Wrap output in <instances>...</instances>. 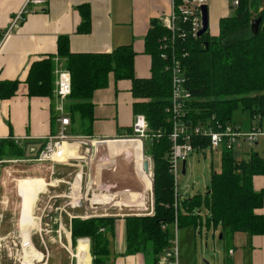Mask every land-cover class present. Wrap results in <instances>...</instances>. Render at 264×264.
Listing matches in <instances>:
<instances>
[{"label": "crops", "instance_id": "obj_1", "mask_svg": "<svg viewBox=\"0 0 264 264\" xmlns=\"http://www.w3.org/2000/svg\"><path fill=\"white\" fill-rule=\"evenodd\" d=\"M25 2L26 0H0V81H20L14 95L8 98H0V143L13 141L23 151V155H4L0 159V228L4 223H15L16 232L19 233V236L24 235L23 243L25 246L29 240L26 236L33 233L56 232L60 238L62 233H65L67 238L64 246L69 248L74 246L72 240L74 218H89L84 217L89 210H92V203H89L91 197L89 196L94 194L98 201L108 197L107 195L114 193L115 190V193L121 192L118 194L117 202H122L127 207L132 204H144L147 190L153 189L155 162L151 155L145 154L146 157L144 155L146 153L145 141L149 142V140L142 142L144 153L133 142L130 144L124 141H114L108 142L107 146L96 147V140H105L101 141L104 143L108 140L121 139L128 136L127 129H132L136 115L132 80H116L111 73L108 86L95 91L92 98L94 106L92 133L86 134L80 114L71 113L69 97L60 98L55 93L57 71L64 65V59L57 56L58 38L67 35L71 51L77 53L110 52L118 46L132 45L135 51L134 69L136 76L150 78L152 76L153 57L146 51V39L153 21H159L160 16L170 12L171 0H45L41 4L31 3L29 7L32 12L26 20L6 39H2L3 32ZM208 3L211 4L209 21L216 23L220 22L222 17L229 16L228 10L231 8V2L228 5V0H208ZM82 5L90 6L91 28L89 32L80 30L84 22L80 10ZM219 32L220 29L219 31H212V34L218 35ZM48 55H55L53 58V94L50 96H30L27 83L30 67L34 61ZM247 115L243 119L244 124L242 125L245 129H248L251 124V117L248 113ZM62 116L70 119V123L64 126L70 135L85 138L88 142L91 140L95 143H91L93 147H90L85 142H71V145L69 144L67 147V155L74 156V158L57 162L53 168L49 164L48 169L43 170L32 164L36 161L34 160L36 157H32V155L36 153L38 155L43 146L42 138L55 135L62 129L63 125L60 121ZM243 147L236 150L239 156H248L253 152L264 158V139L255 145H249V148L245 150ZM88 150H91L90 154ZM119 155L132 159V164H126L127 171L125 173L122 171L121 175H115L113 171L116 170L114 168L119 167L114 160ZM86 157L97 158V162L93 166L87 164V170L84 165ZM146 158L151 163V171L149 172L145 171L143 166ZM114 165L116 166L114 167ZM22 171H30L28 173L32 175L25 178L17 177L16 174ZM74 172H78L75 188L84 189L85 192H88V199L81 207L68 205L70 199L65 181ZM151 177L152 182L149 180ZM13 181L16 182L17 194L21 197V201L18 202L20 203L19 211H16L15 207L13 208L17 199L12 201L10 194L12 191L10 186ZM253 184L256 190L264 189V174L254 175ZM48 201L49 208H47ZM29 206L34 215V222L30 225L32 234L28 229L21 234L22 216L26 215L25 207L28 209ZM62 206H65L70 214L66 211L61 212L59 208ZM46 208L47 211L43 213ZM256 212L264 215V203L256 209ZM132 215L134 214L119 212L106 215L101 211L100 215H97L116 216L110 263L159 264L161 254L158 260H155L150 250L133 254L126 253L125 218ZM199 222L197 227L187 226L186 228H192L195 232L203 225L207 228L212 226L222 228L221 224L207 225V221L201 213ZM222 234V238H224L226 234L223 231ZM30 237H32L35 245V237L33 235ZM84 241L89 240L87 238L77 240L78 261L80 259L81 264H90L91 259L92 264V255L87 257L88 254H91L90 244L85 247L81 244ZM225 243L228 249L226 258L223 259L224 253L221 256L223 264H264V234L252 235L237 231L228 235V242ZM29 249H33L32 256L34 254V256H38V259L39 257L42 258L43 253L41 251L40 254L37 253L32 245ZM195 251L197 253V249H194ZM32 260L33 257L29 253L25 262L32 263ZM178 264H200V262L196 254L195 256L193 254L184 256L181 253Z\"/></svg>", "mask_w": 264, "mask_h": 264}, {"label": "trees", "instance_id": "obj_2", "mask_svg": "<svg viewBox=\"0 0 264 264\" xmlns=\"http://www.w3.org/2000/svg\"><path fill=\"white\" fill-rule=\"evenodd\" d=\"M80 10L84 19L80 30L89 32L90 6L82 5ZM259 16H262V22L255 35L250 25ZM219 25L217 36H211L207 30L197 39L177 42L179 54L184 47L188 50V56L182 58V63L187 87L195 97L190 119L197 121L215 113L220 122L231 121L233 113L239 108L247 112L251 119L254 114H264V0H240L233 15L222 17ZM165 34L167 30L162 24L153 21L146 39V51L153 57L150 78L136 76L132 45L118 46L110 52L77 53L71 51L69 37L62 35L58 38L57 52V56L64 59L63 66L71 74L72 90L68 96L71 113L80 114L86 134L92 133L94 93L108 86L111 73L116 80H132L135 113L146 116L151 133L161 132L160 137L146 144V154L151 155L155 162L154 213L125 218L126 253L150 250L155 260L169 245L175 220L178 228L199 225L200 214L194 209L204 202L210 211L207 225L221 224L226 235L237 231L264 234V215L256 212L264 203V189L256 190L253 184L254 175L264 174V158L257 153L251 152L242 157L236 151L224 150L221 169L212 173L206 194L190 196L180 200L178 208L175 206L173 177L168 161L172 131L168 107L172 78L171 73L165 70L167 62L161 58L160 49V41ZM54 56L48 55L32 63L27 77L30 96L53 94ZM19 83V80L0 81V98L14 95ZM127 133V137H131L133 129H127ZM199 143L193 140L195 147L209 145L207 138ZM4 155L20 156L23 151L13 141H3L0 143V159ZM115 220L116 216L74 218L73 244L77 245L79 238L90 239L92 264H111Z\"/></svg>", "mask_w": 264, "mask_h": 264}, {"label": "built area", "instance_id": "obj_3", "mask_svg": "<svg viewBox=\"0 0 264 264\" xmlns=\"http://www.w3.org/2000/svg\"><path fill=\"white\" fill-rule=\"evenodd\" d=\"M45 0H26L23 7L13 16L9 26L3 32L2 39H6L17 27H19L32 12L29 4H41ZM240 0H233L232 6L237 7ZM208 5V0H171V10L167 15L160 16L159 22L167 30L160 41L161 58L167 62L165 70L171 73L172 78V93L168 112L171 115L172 131L170 133L171 150L168 154L169 168L173 177L175 206L178 208L180 203L181 194L179 192V177L183 168V161L187 160L190 153L195 150H200L203 147H195L194 141L199 142L207 138L209 145L212 149H222L228 151H236L242 148L245 144L255 145L260 140L264 139V114L257 113L251 119V124L248 129L237 125L232 121L220 122L216 119V114L213 113L210 117H200L197 121L190 119L189 115L194 108L192 107L195 102V97L190 88L187 87V77L182 63V58L188 56L186 47L178 53L177 42H185L189 39H197L201 35L200 30L203 28L202 20V6ZM262 8V7H260ZM72 83L71 74L64 66L57 71V80L55 93L60 98H66L71 94ZM199 111V109H197ZM60 121L63 125L62 129L55 135L46 136L43 139V146L34 160L41 164L48 163L54 167L57 162L65 161L74 158L68 156L64 152V146L71 145L73 141L85 142L90 147L91 140L79 138L70 135L64 126L70 123L68 117L62 116ZM133 135L131 137H123L121 139L133 140H154L156 137L161 136V132L151 133L149 131V124L146 116L143 113L135 115L133 124ZM105 141V140H96ZM91 150H88L90 154ZM88 157H86L87 159ZM33 160V159H32ZM187 174V173H186ZM77 176V175H76ZM151 180L152 177H151ZM76 177L71 183L65 181L69 185V190L73 196L69 195L70 199L68 205L72 207H81L88 199V192L75 188ZM106 193V192H105ZM118 194L109 193L102 200H96L95 195L92 194L90 203L91 209H102L109 206H118L121 209L122 202L118 201ZM99 195V193H98ZM145 201L147 198L150 200V206L146 207L149 211L144 215H151L154 213V190L150 188L145 194ZM93 199V200H92ZM140 204V203H139ZM124 205V204H123ZM126 206V205H124ZM132 205L128 206L129 208ZM127 207V206H126ZM49 208V201L47 202ZM47 208L43 213L47 211ZM59 210L66 211L65 206ZM106 215L108 212H104ZM103 213V214H104ZM70 214V213H69ZM134 215H143L142 213H132ZM100 213L85 214L84 217L97 216ZM175 229L173 237L170 239L169 245L164 249L162 255L159 257V264H178L179 259V244L177 236V220L174 223ZM164 228L166 225L163 226ZM24 244V243H23ZM25 246V245H24Z\"/></svg>", "mask_w": 264, "mask_h": 264}, {"label": "rangeland", "instance_id": "obj_4", "mask_svg": "<svg viewBox=\"0 0 264 264\" xmlns=\"http://www.w3.org/2000/svg\"><path fill=\"white\" fill-rule=\"evenodd\" d=\"M232 1L233 0H228V5L230 4V2L232 5ZM208 5H209V10L211 12V4L208 3ZM234 12H235V7L230 8V10H228L229 15H233ZM219 29H220L219 22L214 23L209 21L208 31L211 36H217V35H213L212 31H219ZM247 116H248L247 112H244L241 110V108H239L233 113L231 121L237 125L242 126L244 124L243 119L246 118ZM145 142L148 145V141ZM247 148H249V145L248 146L247 144L244 145L243 149L245 150ZM222 153H223L222 149H212L210 146L204 147L200 150H195L192 153H190V155L187 158V174L184 175L181 172L179 177V192L181 194L180 200L198 194H206L207 191L206 189L208 188V185L211 182L212 173L217 172L221 169ZM145 154L146 153H144V155ZM115 159L116 160L114 161L116 162V165H118L119 167V168H114V170L116 171H113L111 168V170L115 173V175H119V174L121 175L122 171H124L125 173L127 171L126 164L127 163L132 164V159L124 157V155H119L115 157ZM95 162H97V158L95 159L94 157L87 158L86 161L84 162L86 170L88 169L87 164H89V166H91L92 164L93 166ZM32 164L39 168H42L43 170L48 169L47 166L49 165V164H41L38 161H34ZM116 165H114V167ZM28 172L30 171H26V172L22 171L17 173L16 176L19 178L30 177V175L32 174ZM77 173L76 172L72 173V175L69 178H67V181H70L72 183ZM11 184L12 185L10 186V188L12 189V191H10V194L12 197V201H15V199H17L16 200L17 202L13 204V208L15 207L16 211H19L20 203L18 202L21 201V197L17 194L16 182L13 181ZM66 189H67V193H69L68 195L73 196V194L69 190V185L67 183H66ZM78 189L79 188H77V190ZM82 190L85 191L84 189ZM121 206H122L121 209H119L118 206L112 205L102 209L100 208V209L89 210L87 214L100 213V211L104 213L106 211L108 213H114V212L128 213V214L142 213L144 215L149 211L148 209H146V207L150 206V200L149 198H147L144 204H132L130 208L124 206L123 204ZM25 210L27 212L26 215L22 216L21 224L26 226L27 224H31L34 222V215L33 212H31L30 210V206L28 207V209L27 207H25ZM194 212L197 214L200 213L203 214L205 219L206 216L210 214V211L208 210V207L205 204V202L202 203L200 207L197 206L194 209ZM182 228L177 227L179 255L183 253L184 256L188 254L189 255L193 254L195 256L196 254L200 264H208L209 262L210 264H223V259L226 258L225 255H227L228 247L225 242H228V235H225L224 238L220 237V235L222 234L221 227L216 228L212 226L211 228H207L205 225H203L202 227H199L197 232H195L192 228L191 229H187L186 227H184L183 229ZM174 230L176 229L175 226L173 225V231ZM32 235L35 237V245L32 240V237H30ZM32 235L26 236L29 240H27L28 241L27 246H24L23 244L24 235L22 234L21 236H19V233L16 232L15 223L14 224L4 223L0 228L1 264H78V257L76 250L78 244L66 248L64 246L65 240L67 238L66 237L67 235L65 233H62L61 238L59 237V234L56 232L43 231V232L33 233ZM87 240L89 241H84V243L81 242V244H83V246L85 247L88 244H90V239L87 238ZM31 245L36 249L37 253H39L40 251L43 253L42 258L39 257L38 259L37 258L38 256H34V254L32 256L33 249H29ZM194 249H197L198 254L196 253V251L194 252ZM90 251H91V244H90ZM29 253L30 256L33 257L32 263L25 262L26 257H28ZM223 253H224L223 259H221ZM91 255L92 253L88 254L87 257H91Z\"/></svg>", "mask_w": 264, "mask_h": 264}, {"label": "water", "instance_id": "obj_5", "mask_svg": "<svg viewBox=\"0 0 264 264\" xmlns=\"http://www.w3.org/2000/svg\"><path fill=\"white\" fill-rule=\"evenodd\" d=\"M202 20H203V28L200 30L199 34L203 35L205 32H207L208 28H209V7L208 5H203L202 6ZM262 22V16L256 17L251 21V25L250 28L252 30V32L256 35L259 32L260 29V25ZM207 47L209 45L208 42H206ZM40 146H42V143H40ZM37 153L32 155V157H36ZM144 169L145 171L149 172L151 171V163L150 160L148 158H146L144 160L143 163ZM183 168H182V174H186L187 173V160L183 161ZM223 234L220 235V237L222 238Z\"/></svg>", "mask_w": 264, "mask_h": 264}, {"label": "bare ground", "instance_id": "obj_6", "mask_svg": "<svg viewBox=\"0 0 264 264\" xmlns=\"http://www.w3.org/2000/svg\"><path fill=\"white\" fill-rule=\"evenodd\" d=\"M114 141H124V142H129V143H130V142H131V143L133 142V143L137 144V146L140 148V151H141V150L143 151L142 141H140V140H133V139H117V140H114V139H113V140H108V141H106V142H104V143L99 142V141H96V144H95V145H96V147H98V146H101V147H102V146H107V143H108V142H111V143H112V142H114ZM73 142H80V141H73ZM80 143H82V142H80ZM89 143H90V144H91V143L94 144L95 142L90 141ZM131 143H130V144H131ZM133 143H132V144H133ZM68 145H69V144L66 143V145L64 146V149H63L66 155H67V147H68ZM126 150H127V149H126ZM133 151H134V149H133ZM131 152H132V151H131ZM138 153H139V152H138ZM131 155H132V154H131ZM102 156H103V155H102ZM120 166H121V165H120ZM100 174H101V173H100ZM149 180L151 181V179H149ZM151 182H152V181H151ZM98 197H99V196H98ZM25 230H26V229H25ZM28 230H30V233H31V228L28 229ZM21 232H25L24 229H22ZM31 234H32V233H31ZM78 264H81L80 259H79V261H78Z\"/></svg>", "mask_w": 264, "mask_h": 264}, {"label": "flooded vegetation", "instance_id": "obj_7", "mask_svg": "<svg viewBox=\"0 0 264 264\" xmlns=\"http://www.w3.org/2000/svg\"><path fill=\"white\" fill-rule=\"evenodd\" d=\"M21 221H22V220H21ZM30 225H31V224H29L28 226L22 225V229H24V230H25V229H29V228H30Z\"/></svg>", "mask_w": 264, "mask_h": 264}]
</instances>
